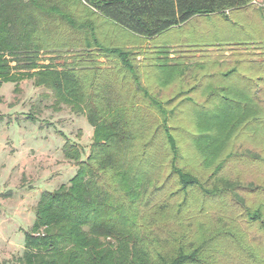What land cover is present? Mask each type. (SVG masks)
Here are the masks:
<instances>
[{
  "label": "trees",
  "instance_id": "1",
  "mask_svg": "<svg viewBox=\"0 0 264 264\" xmlns=\"http://www.w3.org/2000/svg\"><path fill=\"white\" fill-rule=\"evenodd\" d=\"M211 20L220 29L206 47L171 37L180 52L213 49L204 51L202 62L171 60L169 48L134 53L111 36L117 31L129 43L149 41L192 21L193 28L208 27ZM62 49L81 53L62 64H41L42 54ZM99 57L109 65L100 66ZM24 80L46 92L54 112L66 106L85 118L92 138L83 155L59 134L60 156L76 169L66 183L39 196L33 224L23 231L24 253L11 264H209L206 256L218 246L216 239L206 240L198 216L207 200L244 203L245 186L224 169L230 159L242 158L234 143L240 135L247 142L264 139V3L0 0V88L10 83L19 93ZM177 83L185 90L166 101L150 90L161 93ZM177 100L185 106L180 114ZM253 149L244 154L260 162ZM259 187L248 193L256 195ZM188 210L198 212L196 219L184 221ZM262 211L246 212L257 232H264ZM217 235L241 246L235 258L245 251L249 264H264L258 250L263 237L254 234L250 244L245 233Z\"/></svg>",
  "mask_w": 264,
  "mask_h": 264
},
{
  "label": "rangeland",
  "instance_id": "2",
  "mask_svg": "<svg viewBox=\"0 0 264 264\" xmlns=\"http://www.w3.org/2000/svg\"><path fill=\"white\" fill-rule=\"evenodd\" d=\"M255 1L257 5L264 3L263 0ZM193 22L187 24L180 31L167 32L159 37L149 39V41L131 39L129 43L128 38L123 39V36L119 35L117 31L111 36H115L114 42L117 46L125 45L134 53L140 52L144 55L150 52H162L164 48H169L171 52L168 57L171 60L185 56L188 57L189 61L196 58L202 62L208 56L205 53L214 50L198 47H206L214 42L217 37L216 32L220 27H218L217 22L211 20L208 25L209 28L206 25L193 28ZM179 35L188 46L198 47L194 49L184 48L185 53L180 52L181 47L175 48V45H172L174 44L172 43L173 40H171L172 36L178 39ZM218 36L222 37L219 34ZM122 42L124 44H120ZM62 50V52L42 54L41 64L47 65L49 62L56 65L62 64L66 56L77 59L81 53L79 49H71L68 53H66L67 49ZM97 59L100 66L109 65L108 60L102 57ZM138 59L141 60V56ZM252 60L262 62L258 55H254ZM19 86V93L13 91L14 85L10 83L1 84L0 88V261L8 264H11V261L14 262L24 253L25 236L23 231H28L31 228L33 206L39 196L45 190L51 191V189L60 186L61 183H66L76 169L73 162H64L60 156L63 140L59 134H65L71 143L81 147L83 155L88 153L92 138V130L85 118L72 114L66 106L62 108V111L54 112L51 109V98H45L46 92L34 87L31 80H24L20 82ZM150 90L154 96L157 95L160 100L166 101L175 97L180 90H185V86L183 83L173 84V86L165 88L164 92L160 91L161 93L153 87ZM179 103L180 101L177 100L176 105ZM179 106L182 107L178 114L185 110L183 104H179ZM27 117L36 120L31 122ZM234 143L236 144L235 151L238 149L239 151L236 152H239L242 158L240 161L238 158L230 159L224 172L225 175L231 176L233 179H239L245 186L241 192L244 203L236 207L235 205L221 204V202L205 201V214H200L198 221L205 227L206 240L216 239L215 243L218 246V248L210 250L209 255L206 256L209 264H249L246 261H250L245 251L241 252V258H235V252L241 246L230 238L220 237L217 235L218 233L231 231L238 237L245 233L250 244L251 240L254 241V244L256 243L254 234L255 237L264 238V232H257L256 224L248 223L246 215V212H254L258 207H261L264 213V139L260 142L256 139L247 142L245 135H240ZM253 148L263 158L260 162L254 163L253 159L246 156V151L249 149L254 151ZM248 182L252 185L251 189H257L260 186V192L256 195H250L248 191L251 189L246 185ZM172 191V189L167 188V193ZM167 213L165 215L169 217ZM196 213H198L196 210H188L185 214L188 218H185L184 221H190L188 220L190 215L195 218ZM194 227L192 225V228L189 229L190 232L192 229L195 230ZM168 228L167 231L172 229L171 224ZM260 244L262 245L258 250H263L264 253V239ZM210 247L208 244L207 248Z\"/></svg>",
  "mask_w": 264,
  "mask_h": 264
},
{
  "label": "crops",
  "instance_id": "3",
  "mask_svg": "<svg viewBox=\"0 0 264 264\" xmlns=\"http://www.w3.org/2000/svg\"><path fill=\"white\" fill-rule=\"evenodd\" d=\"M254 1H255V0H254ZM262 2H264V0H263ZM255 4H256V1H255ZM31 222H32V224H33V217H32V221H31ZM246 262H247V261H246Z\"/></svg>",
  "mask_w": 264,
  "mask_h": 264
}]
</instances>
